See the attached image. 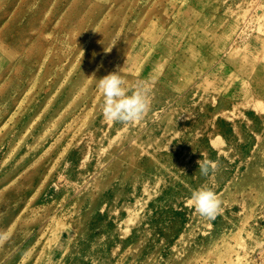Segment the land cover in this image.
I'll return each instance as SVG.
<instances>
[{
  "label": "rangeland",
  "instance_id": "obj_1",
  "mask_svg": "<svg viewBox=\"0 0 264 264\" xmlns=\"http://www.w3.org/2000/svg\"><path fill=\"white\" fill-rule=\"evenodd\" d=\"M0 264H264V0H0Z\"/></svg>",
  "mask_w": 264,
  "mask_h": 264
},
{
  "label": "clouds",
  "instance_id": "obj_2",
  "mask_svg": "<svg viewBox=\"0 0 264 264\" xmlns=\"http://www.w3.org/2000/svg\"><path fill=\"white\" fill-rule=\"evenodd\" d=\"M121 72L110 73L100 79L93 77L97 80V89L103 98V116L109 121L135 123L143 119L150 107L148 84L140 81L130 89ZM198 163L200 171L204 174L217 166L215 162L207 160ZM190 202L201 216L208 219H214L222 211L221 201L210 187H201L193 191Z\"/></svg>",
  "mask_w": 264,
  "mask_h": 264
}]
</instances>
